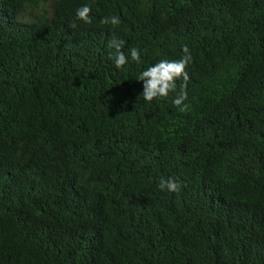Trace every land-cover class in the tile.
<instances>
[{
	"label": "trees",
	"instance_id": "1",
	"mask_svg": "<svg viewBox=\"0 0 264 264\" xmlns=\"http://www.w3.org/2000/svg\"><path fill=\"white\" fill-rule=\"evenodd\" d=\"M181 45L186 110L146 104ZM0 264H264V0H0Z\"/></svg>",
	"mask_w": 264,
	"mask_h": 264
},
{
	"label": "clouds",
	"instance_id": "2",
	"mask_svg": "<svg viewBox=\"0 0 264 264\" xmlns=\"http://www.w3.org/2000/svg\"><path fill=\"white\" fill-rule=\"evenodd\" d=\"M92 8L89 3H83L75 10L74 19L69 24L70 28L76 27V22L84 24L92 23L90 13ZM100 24L117 26L120 24V17L117 15L104 16L100 19ZM108 47L114 51L108 53V60L116 70L125 68L129 62L141 63V50L137 47H131L124 51V42L113 37L108 42ZM182 55L179 59L161 58L158 61L147 65L136 77L137 82H142V97L146 104L153 102L159 103L160 100L169 98L170 93L177 89V82H180V92L172 99L173 106L181 112L185 111L187 105L184 101L187 98L186 88L189 82L188 66L192 62V53L187 45H181ZM182 181L178 177L168 176L166 179L161 177L157 182V187L161 190H167L174 193L180 191Z\"/></svg>",
	"mask_w": 264,
	"mask_h": 264
}]
</instances>
